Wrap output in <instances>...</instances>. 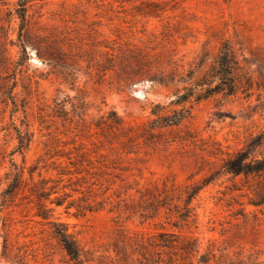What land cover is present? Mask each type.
Returning <instances> with one entry per match:
<instances>
[{
    "label": "rangeland",
    "instance_id": "rangeland-1",
    "mask_svg": "<svg viewBox=\"0 0 264 264\" xmlns=\"http://www.w3.org/2000/svg\"><path fill=\"white\" fill-rule=\"evenodd\" d=\"M16 3L0 1V193L12 162L25 184L0 213V264H81L63 250L56 224L83 249L82 264H139L130 238L165 231L213 252V264L250 254L264 264V174L223 169L228 153L264 131V0H33L21 37ZM223 42L254 78L249 99L197 103L182 128L152 141L130 142L109 126L113 112L126 129L153 120L154 106L198 81ZM17 130L33 135L23 155ZM205 180L192 224L174 228L168 210H147L164 185ZM35 184L51 194L43 204ZM82 206L99 210L82 216Z\"/></svg>",
    "mask_w": 264,
    "mask_h": 264
},
{
    "label": "trees",
    "instance_id": "trees-1",
    "mask_svg": "<svg viewBox=\"0 0 264 264\" xmlns=\"http://www.w3.org/2000/svg\"><path fill=\"white\" fill-rule=\"evenodd\" d=\"M6 1V0H0ZM33 0H17L15 13H12L13 18H16L19 23V37L28 30L30 26L28 4ZM21 41V40H20ZM25 41H22L19 47L23 56L27 57V46ZM248 64L249 61L244 58ZM255 81L247 66L244 65L237 51L230 42H223L217 57L203 74L190 88H185L183 92H178L174 95V99L167 105L157 104L154 106L152 116L153 120L148 121L137 128L131 127L126 129L120 118L113 112V118L108 120L109 126L125 135L130 142L136 139L143 138L146 141H152L158 137H162L163 131L166 129H180L185 123L192 118L193 106L202 101L217 99L221 97V101L225 103L234 102V99L239 98L240 94H244L247 99L253 95ZM19 145L15 152L24 154L30 147L33 135L30 132H22L17 130ZM144 134V135H143ZM253 140V139H252ZM252 147H257L260 152L256 155L251 154ZM14 154V153H13ZM84 154L79 157L83 158ZM71 161V157L68 158ZM81 161V159H80ZM79 163H82L80 162ZM223 169L225 173L240 176V175H262L264 174V131H261L255 139V144L246 143V145L234 152L228 153L227 158L223 160ZM13 172L6 173V179L11 180L8 186L0 193V213L6 207H9L12 199L21 191H24V176L17 164L12 162ZM31 177H34V170L30 171ZM63 174V173H62ZM210 184L209 180L202 183L187 185L181 189L173 188L165 189L162 193H151L153 201L147 207V210L160 212V210H168L170 217H173L170 224L174 228H183L192 224L195 220V208L193 202L199 197L201 191ZM35 190H31L32 195H35L38 202L43 204L45 197L51 195L47 193L44 186L34 185ZM34 193V194H33ZM164 195V196H163ZM47 200V199H46ZM57 206L64 204L61 200L52 201ZM70 204L67 209H70ZM93 206H82L78 209V213L82 216H87L88 213L98 211ZM43 211L52 212L53 209H43ZM43 212H38L37 216L44 219L46 216ZM142 217H145L142 214ZM57 228L54 232L55 237L59 241L63 250L68 257L76 262L83 263L84 251L76 241V239L68 233V229L62 224H56ZM133 255H139L137 259L139 264H213L216 255L213 252H201L199 244L192 239L183 240L181 235L165 231L155 236L130 238ZM159 249L156 252L159 258H149L151 250ZM168 256L167 260L162 258V254ZM127 261V260H126ZM230 264H262L259 261V256L250 254L247 257L239 258Z\"/></svg>",
    "mask_w": 264,
    "mask_h": 264
}]
</instances>
